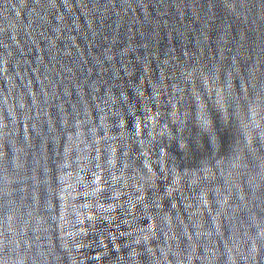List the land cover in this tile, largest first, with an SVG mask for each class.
Segmentation results:
<instances>
[{
	"label": "water",
	"instance_id": "95a60500",
	"mask_svg": "<svg viewBox=\"0 0 264 264\" xmlns=\"http://www.w3.org/2000/svg\"><path fill=\"white\" fill-rule=\"evenodd\" d=\"M0 264H264V0H0Z\"/></svg>",
	"mask_w": 264,
	"mask_h": 264
}]
</instances>
